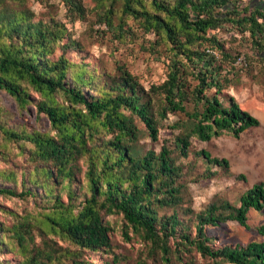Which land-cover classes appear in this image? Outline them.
Returning <instances> with one entry per match:
<instances>
[{"label": "trees", "instance_id": "16d2710c", "mask_svg": "<svg viewBox=\"0 0 264 264\" xmlns=\"http://www.w3.org/2000/svg\"><path fill=\"white\" fill-rule=\"evenodd\" d=\"M60 1L72 20L83 16L80 0ZM253 1L256 3L242 5V0H122V14L141 22L144 31L155 37L151 49L161 46L167 52L165 79L147 90L124 67L118 69V77L101 87L92 86L94 78L87 76L83 64L73 70L76 63L65 57L64 51L57 55L59 48L69 46L63 41L67 37L64 28L49 21L33 22L26 11L0 6V90L21 109L29 102V90L38 93L43 98L38 110L55 132L51 136L4 130L8 138L32 145L43 165L45 195L49 183L60 184L67 191L70 203L64 205L56 195L52 214L45 217L51 232L79 251L109 250V228L101 217L104 210L121 215L127 228L165 255L169 253L168 239L179 238L181 246H193L215 264H264V241L214 249L205 234V227L225 222L248 228V213L264 212L263 182L246 190L236 206L227 201L208 204L195 216L193 238L188 234L189 226L176 213L183 201V169L177 159L190 153L189 139L208 142L223 133L238 138L259 126L257 118L222 93L231 81L229 76L234 75L238 57L215 34L229 29L247 35L264 64V0ZM111 14L107 10L103 15L108 26ZM118 30L122 38L123 25ZM56 95L64 102L59 103ZM168 114L183 117L172 125L182 135L175 138L172 149L163 145L158 153H142L135 145L139 130L134 120L142 122L147 135L156 141L159 124ZM106 134L111 137L104 138ZM194 155L202 159L208 176L215 174L208 169L212 166L229 172L224 158L212 157L205 150ZM79 159L86 165L89 197L75 205L72 186ZM237 177L244 179L243 175ZM0 194L20 196L10 189H0ZM48 194L51 197L52 191ZM164 208L174 212L158 215ZM257 232L264 237V223ZM64 260L46 246L33 249L25 264H61ZM71 264L92 263L75 256Z\"/></svg>", "mask_w": 264, "mask_h": 264}, {"label": "rangeland", "instance_id": "374dc122", "mask_svg": "<svg viewBox=\"0 0 264 264\" xmlns=\"http://www.w3.org/2000/svg\"><path fill=\"white\" fill-rule=\"evenodd\" d=\"M80 2L84 14L74 20L60 0H0V6L26 11L33 22L42 21L45 24L49 21L64 28L67 37L63 41H67L69 46L59 48L57 55L64 51V56L76 63L75 67L83 64L87 76L94 78L91 84L94 87H101L104 82L118 77L121 67L133 75L145 90L165 79L167 52L161 46L151 49L155 37L144 31L141 22L122 14V0ZM253 3L256 2L242 0V5ZM107 10L112 11L111 26L105 23L103 17ZM117 25H123L122 38ZM215 34L231 54L238 57L234 75L229 76L231 81L222 93L232 96L241 109L257 118L259 126L244 131L238 138L223 133L208 142L193 137L189 139L190 153L177 159V164L183 169L180 180L183 201L176 213L189 226L190 238L195 235V216L208 204L227 201L236 206L253 184L264 183V64L251 47L247 35L241 36L229 29L218 30ZM84 91L87 94V88ZM28 100V104L21 109L8 93L0 90V189H10L20 195L9 197L0 194V264H25L33 249L43 250L46 246L66 259L61 264H71L75 256L79 261L92 264H215L212 259L200 255L193 246H181L179 238L168 239L169 253L165 255L127 228L121 215L108 214L104 210L101 217L103 224L109 228V250L99 253L79 251L69 241L51 232L45 217L52 214V202L56 195L64 205L70 203L67 191L60 184L53 186L49 183L48 191H52V196L48 191L45 195L41 176L43 165L37 161L32 145L10 139L4 132L55 134L50 129L48 118L38 110L37 105L43 98L29 90ZM56 100L64 102L60 95H56ZM182 118L168 114L167 119L159 124L156 141L147 135L142 122L135 119L139 130L135 145L142 153L149 150L158 153L163 145L172 149L175 138L182 135L180 129H173L172 125ZM110 137L106 134L104 138ZM200 150L209 152L212 157L226 159L229 172L212 166L208 169L215 174L208 176L202 159L194 155ZM76 166L72 189L76 200L74 204L80 205L89 197V191L85 163L79 159ZM238 175H243L244 179L238 178ZM172 212L170 208H164L158 211V215L169 216ZM247 223L248 228L236 222L207 226L205 234L212 240L214 249L236 245L243 247L252 241H264V237L257 232V228L264 223V212L250 211Z\"/></svg>", "mask_w": 264, "mask_h": 264}]
</instances>
